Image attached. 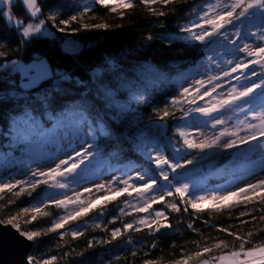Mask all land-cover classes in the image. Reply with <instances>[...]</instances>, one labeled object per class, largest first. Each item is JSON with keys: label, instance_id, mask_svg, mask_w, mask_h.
Wrapping results in <instances>:
<instances>
[{"label": "trees", "instance_id": "obj_1", "mask_svg": "<svg viewBox=\"0 0 264 264\" xmlns=\"http://www.w3.org/2000/svg\"><path fill=\"white\" fill-rule=\"evenodd\" d=\"M206 2L208 0H172L165 6L157 0L151 7L157 12L163 11L165 15L154 16L139 0H133L131 9H117L116 12L111 11V5L105 7L98 0H38L37 6L41 7L42 12L38 17H30L22 0H14L10 9L11 21L5 15L9 7L0 3V51L5 54L0 57V63H10L12 60L28 63L36 58L47 59L54 72H59L67 79L45 80L32 92L41 98L47 93L51 107L56 112L83 111L97 126L103 124L107 134H97L93 150L105 160L108 170L121 168L128 171L130 168L141 167L160 183L158 167L143 153L144 143L138 135L148 130L157 138L168 159L174 157V143L184 140L175 132L176 124L185 117L184 111L172 105L171 101L174 97L181 98L184 77L206 57L208 46L185 39L187 33L180 29L189 21L197 19L191 9L195 7L199 10ZM86 6L91 11L80 17L79 13ZM72 15H77L76 21L70 20ZM63 19L69 20L67 26L60 24ZM39 20H45L51 35L37 34L34 38L20 36L22 27L18 28L15 21L27 26L28 23H39ZM99 23L107 24L108 28L82 27L83 24ZM60 27L66 30L60 32ZM149 35L153 39H147ZM68 40L77 43L79 48L72 52L66 51L64 44ZM143 64L153 68H137ZM150 69H153L154 74L149 72ZM98 70L101 72L97 76ZM140 71L146 76H141L143 72ZM9 77L17 82L20 79L19 74L10 67L0 69V89L7 87L5 81ZM101 87L115 94L106 96L100 90ZM3 94L0 91V95ZM141 96L142 100L139 99ZM116 98L128 105L122 114L113 108L112 103ZM164 110L169 112V116L161 119ZM13 112L12 105L0 104V129L7 128ZM113 115H118V120L109 118ZM153 121L164 124L169 129L168 134L161 137L153 129L147 128ZM47 126L51 127L50 124ZM6 142L0 136V145ZM231 158L233 154L226 153L213 168ZM23 159L26 161V158ZM22 167L19 164L0 166V183ZM206 170L207 165H204L186 175L202 176ZM169 177L172 182L170 190L162 189L163 194L165 191L174 192L175 184L184 178H174V174ZM210 180L204 189L219 185L223 179ZM46 189V186L41 185L31 196L22 193L19 197L15 195L19 186L11 192H0V219L16 217L21 231L46 233L45 230L53 220L65 211L46 203ZM261 195L264 193L253 196L247 205L239 204L219 211L213 207L192 209L187 196L183 202L178 194L165 196V200L154 204L149 212L163 210L166 219L161 218V223L170 227L155 231V225L152 230L139 225L138 221L146 213H121L120 209L128 199V194L124 193L113 201L102 203L78 220L69 222L63 229L37 238L31 255L37 260L56 256L52 264H175L177 260L189 256L192 259L188 260V264H199L203 259L236 250L241 243H245V248H248L264 242V219H261L264 217V200L260 199ZM9 200L13 203L9 204ZM41 202H44L42 210L49 212V216L21 212L26 207L40 206ZM172 203L178 204L180 210H172L169 207ZM241 212L246 215L241 216ZM32 215H37V219L27 223ZM113 217L116 219L113 220ZM126 223H132L133 228L124 230ZM97 224L99 228L95 227ZM189 224L193 225L195 231L188 227ZM114 228H120L121 233L112 239L111 231ZM137 228L140 230L137 231ZM72 231L83 234L73 238ZM60 233L64 235L61 237ZM249 233L252 235L249 236ZM89 240L93 241L92 248H88ZM97 240L111 242L98 244ZM204 247L211 248V252L196 257L195 253Z\"/></svg>", "mask_w": 264, "mask_h": 264}, {"label": "snow or ice", "instance_id": "obj_2", "mask_svg": "<svg viewBox=\"0 0 264 264\" xmlns=\"http://www.w3.org/2000/svg\"><path fill=\"white\" fill-rule=\"evenodd\" d=\"M22 2L27 6L30 17H38V14L42 12L41 7L37 6L38 0H22ZM98 2L105 7L111 5L112 12H116L117 9H131L133 7V0H98ZM139 2L147 7L152 15H165L163 11L157 12L151 7V5L157 3V0H139ZM171 2L172 0H159V3L165 6ZM0 3L9 7V12L5 13V15L8 20L11 21L12 16L10 9L14 0H0ZM89 11H91V9L86 6L79 13V16L83 17ZM191 12L196 15L197 19L195 21H189L180 31L187 33L185 39H191L208 46V51L213 53V56L207 58L210 62L215 63L216 60H222L220 55L221 50H223L224 53L226 51L232 53L246 52L248 57H253L254 59H248L247 62L241 60L229 71L222 73L223 77L235 79L237 81H245V84L240 87H237L236 84H232L226 96L223 93H219L218 95L222 98H217V89L221 88L222 85L219 83V77L211 76L207 80H196L194 85L182 88L180 93L182 99L172 98V105L182 103L195 105L197 100H205V98L208 97L209 100L205 102L204 106L193 107L190 111L212 117L213 113H219L222 109H231L235 106V111L245 112L246 117L250 115L252 119L258 121V123L241 120L238 121V125L244 126V135H241L242 129L239 126L232 131L224 128L218 134L212 137H206L199 142H196L194 139H188V134L178 129L177 131H179L180 136L184 137L183 145L186 149L200 151L212 149L214 147L232 149L245 144H258V146H264V112H256V107H253L251 102L254 93L258 90H264V78H260L259 82L248 83L250 76H257V72L254 70L256 66L264 70V46L252 47L250 44L244 43L243 48L238 47V41L245 38L264 41V0H230V2H226L223 5H221V0H215V3L206 2L199 10L193 7ZM120 15L122 16L123 12H121ZM257 19L259 23H256ZM70 20L76 21L77 15H72ZM15 23L18 28L22 27V31L20 32L22 38H34L37 34L51 35V32L46 30L45 20H39V23H28L27 26H23L19 21H15ZM60 24L67 26L69 20H60ZM53 26H55V24ZM82 27L84 29H107L108 25L104 23L91 25L83 24ZM249 28H256L257 31L249 32ZM65 30L66 28L64 27L58 28L60 32H64ZM73 31H78V29H73ZM233 37L236 39H233ZM147 39L151 40L153 37L149 35ZM65 49L69 52L75 50L71 41L66 42ZM4 55V52L0 51V57ZM228 63L231 64L232 62L228 61ZM250 65L252 67H250ZM9 67L13 72L19 74L20 79L17 82L14 78L9 77V79L5 81L7 87L5 89H0V91L4 93L0 95V104H9L14 108L7 128L0 129V136L7 141L5 144L0 145V158L6 161L7 167H12L17 164L23 165V158L27 157L29 148L37 140L51 138L53 143L49 146H54L58 151L61 150L62 142L67 143L68 146L71 147L73 141L78 140L80 148L79 150L72 148L71 154L67 155L65 159L60 160V162L54 166L47 168L46 171H31L25 175L24 179H14L0 183V192L4 190L11 192L19 186V191L15 193V195L19 197L22 193L31 196L41 185L48 188L68 189L69 184L62 181H64L65 178L74 176L82 166L86 165V162L87 164H91L92 160L98 155V152L93 151L96 147L95 141L97 134L106 135L107 132L103 124L97 126L93 120L88 119L83 111L66 110L56 112V110L51 107V101L47 93L41 98L32 92L33 89L37 88L45 80L67 79V77L62 76L59 72H53L45 61L36 58V60L30 64L20 63L18 60H12L10 63L7 61L0 63V69L6 70ZM41 67L47 70L46 75L42 78L38 77L35 72L36 69ZM238 71L241 75L234 76L233 74ZM98 75L99 72H97V76ZM261 75L264 76V72H262ZM214 81L215 83H213ZM205 84H208L209 87L201 93V89H204ZM100 90L106 96L112 95L106 87H101ZM133 98L135 99L136 97L133 96ZM139 99L142 100L143 96L139 97ZM115 107L120 109L121 114L127 110L118 104H116ZM259 107L264 108V102H262V105ZM38 109L39 111H37ZM49 109H51V111ZM73 114L77 117L75 123L69 120V117ZM188 114L189 111H184V116H188ZM105 115L107 116V113H105ZM167 116H169V112L164 110L160 118L163 119ZM109 118L118 120L119 117L118 115H113ZM21 121L25 125V129L22 133L17 130L18 123ZM49 124L51 127L47 126ZM223 124H225L224 119H214V127ZM141 137L143 138V133H141ZM222 137H228L227 141L221 143ZM89 140H91V143H89ZM147 143L149 142L144 141L145 147H147ZM176 151L179 152V149H176ZM147 158L149 160L153 159L150 151L147 153ZM154 163L161 169L159 173L160 177L164 181H170L169 172L163 170L164 165H167L170 171L175 174L177 173V169H182L185 165L192 164L193 161L184 160L183 163H170L167 158H160L157 156ZM135 179L144 182L138 187H134L129 179L120 181L117 177H113L109 184L112 185L113 182H117L122 186L116 191H111V187H109L108 191L110 194L98 196L94 200L85 201L81 199L82 194L91 193L92 188H84L82 192L75 191L71 196L63 195L62 199H49L46 202L47 204L54 205L57 209H64L66 214L54 219L51 226L47 228L46 233L27 230L20 232V234L28 241L35 242L37 238L42 235L63 229L69 222L78 220L102 203L113 201L124 193H127L129 196H132V192L136 193L138 204L142 201L143 206L133 207V210L140 213H149V209H151L154 204L164 201L165 196H173L174 194H178L182 202L187 196V202L192 209H201L203 204L207 203L209 207H213L219 211L222 208L235 207L239 204L247 205L253 200V196L249 195V193L255 195L257 189H260L261 192L264 193V178H258L255 179L254 182L245 183L243 186H237L234 190H204L206 191L205 195H194L196 191L194 187L190 190V185L188 183H178L174 188V192L165 191L163 195L159 196V200H157L155 196L149 194L156 191V187L159 183L158 179L148 178L146 180L145 175L140 172L136 173ZM93 187L97 191L105 189L103 183L95 184ZM169 187H171L170 183ZM129 188H132V192L129 191ZM260 199L264 200V195H261ZM8 203L11 204L13 201L9 200ZM85 203H87L86 207L84 206ZM125 204L130 206L128 201H125ZM43 207L44 202H41L40 206H33L31 208L26 207L21 209V212H32L44 217L49 216L50 213L43 211ZM169 207L175 211L180 210V206L176 203L170 204ZM184 210L187 211V208ZM120 211L124 213L125 210L121 208ZM240 215L244 216L246 213L241 212ZM154 216L155 218L151 219V222H149L151 214L141 218L138 221L139 225L147 227L149 230H152V226L155 225V231H159L163 227H170V225L166 223H161V218L166 219V213L163 210L155 211ZM36 219L37 215H32L31 220L27 221V223H31ZM115 219L116 218L113 217V220ZM253 219H255V217H253ZM261 219H264V217H261ZM5 223L13 226L18 231L20 230V223L16 217L0 219V224ZM241 223H244V221H241ZM95 227L99 228L100 225L97 224ZM123 227L124 230L132 229L133 224L126 223ZM188 227L193 228V225L189 224ZM136 230L139 231L140 229L137 228ZM193 230L195 231L194 228ZM223 231L227 232L228 230L223 229ZM120 233V228L112 229V239H115ZM82 234L83 233L80 231L71 232L73 238L81 236ZM60 235L62 237L64 233H60ZM251 235L252 233H249V236ZM110 242L109 240L96 241L98 244H108ZM154 246L153 244V247ZM92 247L93 241L89 240L88 248ZM215 247H219V245H215ZM210 252L211 248L204 247L202 251L196 252L195 256L200 257L204 253ZM77 255H83V253H77ZM56 259V256H51L49 259L37 260L35 256L29 255L27 257V264H52ZM191 259L192 256H189L187 259L177 260L175 264H188V260ZM213 261H215L216 264H264V242H261L260 245L248 248H245V243H241L238 249L219 256H214L211 259H203L199 264H213ZM146 264H151V262H146Z\"/></svg>", "mask_w": 264, "mask_h": 264}, {"label": "rangeland", "instance_id": "obj_3", "mask_svg": "<svg viewBox=\"0 0 264 264\" xmlns=\"http://www.w3.org/2000/svg\"><path fill=\"white\" fill-rule=\"evenodd\" d=\"M208 2L215 3V0H208ZM226 2H230V0H221V5H223ZM256 23H259L258 19ZM46 30L50 32L49 29L46 28ZM248 31L256 32L257 29L249 28ZM233 39L236 38L233 37ZM68 41L72 42L75 50L79 48V45L74 41L72 40H68ZM244 43H248L252 47L264 46V41L245 38L238 41V47L243 48ZM220 55L222 60H216L215 63H212L207 58L209 56H213V53L208 51L206 57L203 58L199 62V64L193 69H191L189 74H187L184 77V80L182 81L183 82L182 88L189 87L190 85H194V82L196 80H207L211 76H216L219 77V83L222 85L221 88L217 89V93H216L217 98L219 99L222 97H220L218 94L223 93L226 96L232 84H236L237 87L244 85L245 84L244 80L237 81L235 79L223 77L222 73L225 71H229L232 67L235 66L237 62H240L241 60L247 62L248 59H254V58L248 57L246 52L232 53L230 51H226L224 53V51L221 50ZM40 59L45 61L54 72L53 67L51 66V64L47 59L45 58H40ZM34 61L35 60L24 64H30L33 63ZM228 61H231L232 63L229 64ZM250 67L252 66L250 65ZM137 68H153V67L148 64H143L142 66H137ZM254 70L257 72V76H250L248 83L259 82L260 78H264V76L261 75V73L264 72V70H261L259 66H256ZM150 71H152L153 73V69H150L149 72ZM35 72L38 77L42 78L46 75L47 70L41 67L36 69ZM97 72L100 73L101 70H98ZM141 72L143 71H140V73ZM148 75L152 77L151 74L148 73ZM233 75L239 76L241 75V73L238 71ZM141 76H146V75L143 72ZM148 80H152V79L148 78ZM213 83H215V81ZM208 87L209 85L205 84L204 89H201V93ZM114 94L115 93H112V95ZM208 100H209L208 97H206L205 100H197L195 105H192L190 103L177 104V106L182 111H186V110L189 111V114L188 116H185L180 122H178V124H176L175 132L179 133V131H177L178 129L184 131L188 134L187 135L188 139H194L196 142H199L200 140L206 137H212L218 134L224 128H227L229 129V131H232L235 130L237 126H239L242 129L241 135H244L245 134L243 131L244 126L238 125V121L241 120H247L252 123H258V121L253 120L250 115L246 117L245 112L235 111L234 110L235 106H233V108L231 109H222L220 110L219 113H213L212 117H207L201 113L190 111V109L193 107L204 106L205 102ZM251 102L253 107H256L255 108L256 112L258 113L264 112V108L259 107L262 105V102H264V90H258L256 93H254L253 97L251 98ZM112 104H114L113 108H115L119 113H120V109L115 107L116 104L122 106L125 109H128V105L122 102L118 98L114 99ZM76 119L77 117L75 114H73L69 118L70 122L72 123H75ZM214 119H224L225 124L216 125L214 127L213 126ZM24 129H25V125L21 121L20 123H18L17 130L22 133ZM141 133H143V138L141 137ZM138 136L142 139L143 143L144 141L149 142L147 143V147L143 146L142 148L143 153L145 154L146 157H147V153L150 151L153 157L152 159L153 162L157 156H159L160 158H167L166 153L162 150L159 143L157 142V138L152 134H150L148 130L145 129L141 131ZM227 139L228 137H222L221 143L226 142ZM52 143L53 141L51 138L35 141L28 150L26 161H24L23 163L24 167L20 168L16 173L8 176L1 183L14 179H24L25 175L31 171H35V170L46 171L47 168L54 166L55 164L59 163L60 160L65 159L67 155L71 154L72 148H75L76 150H79L80 148V144L78 140L73 141L71 147H69L67 143L62 142L61 150L59 151L54 146H49ZM89 143H91V140H89ZM181 143L180 142L174 143V147H172L174 151V157L171 159L167 158L170 163H176V162L183 163L184 160H191L193 161V163H195L220 153L223 154V156L228 152H231L233 154V158L221 164L220 166H217V168L216 167L213 168V166L216 165L218 161L208 163L207 170L204 171V174L202 176L192 177V175H189L190 177H187L188 176L186 175L187 173L180 176L184 178L181 181L177 182L175 186H177L178 183H188L190 185V190L193 187L194 190H198L195 191L194 195H205L206 191L204 190L207 191H211L215 189L223 190V191L234 190V188L237 186H243L245 183L254 182L255 179L264 178V146H258V144L257 145L245 144V145H239L232 149L214 147L212 149H206L204 151H200L195 149L192 150L186 149V147L183 145V141H181ZM176 149H179V152H177ZM93 151L97 152L95 150ZM223 156L219 159V161L223 158ZM0 163L6 165V161H3L2 158H0ZM163 170L168 171L169 175L173 174L167 165L163 166ZM158 171L160 173L161 169L158 168ZM137 172H140L141 174L145 175L146 180L148 178H153L149 173L145 172L141 167L130 168L128 169V171H123L121 168L108 170L105 166V160L98 154L96 155L95 159L92 160L91 164H87L86 162V165L82 166V168L78 170V172L74 176L65 178V180L62 181L69 184L68 189H55V188L47 187L46 199L47 200L62 199L63 195L71 196L75 191L82 192L84 188H92V192L83 193L81 199L85 201L94 200L98 196L110 194V192L108 191L109 187H111V191H116L119 187L122 186L120 183L117 182H113V184L110 185L109 182L112 181L113 177H117V179L120 181L129 179L130 183L134 187H138L144 181H139L135 179ZM174 178H179V177L175 176ZM213 178L223 179L222 183L214 187H207L206 189H204V186H207L206 184L209 182L210 179ZM100 183H103L105 185V189L97 191L93 186L95 184H100ZM169 183L172 184L171 180L164 181L160 177V183H158L156 187V191L150 193L149 195L155 196V198L158 199L159 196L163 194L162 189L170 190ZM202 187L203 189H201ZM129 191L132 192V188H129ZM260 193H262L261 190L257 189L255 195H258ZM249 195L255 196L252 193H249ZM127 201L129 202L130 206L126 204L124 205L123 208L125 212L134 211L133 207L143 206L142 201L138 204L135 192H132V196L128 195ZM84 206L86 207L87 203H85ZM203 207H209V206L207 203H204ZM70 210H71V206H70ZM154 213L155 211L146 213L143 217L149 216V214H151L149 220V222H151V219L155 218ZM64 214H66L65 211ZM46 231L47 230H45V232ZM213 264H216V262L213 261Z\"/></svg>", "mask_w": 264, "mask_h": 264}, {"label": "water", "instance_id": "obj_4", "mask_svg": "<svg viewBox=\"0 0 264 264\" xmlns=\"http://www.w3.org/2000/svg\"><path fill=\"white\" fill-rule=\"evenodd\" d=\"M147 128L153 129L161 137L168 134L169 129L162 123L153 121L147 125ZM223 154H216L199 162L185 165L182 169H177L176 177H180L188 172L197 169L200 166L207 165L210 162H217ZM20 232L9 224H0V264H27V257L31 255L34 249V242L28 241Z\"/></svg>", "mask_w": 264, "mask_h": 264}]
</instances>
